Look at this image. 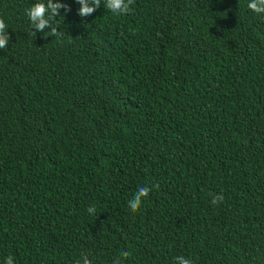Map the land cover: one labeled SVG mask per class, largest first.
I'll return each mask as SVG.
<instances>
[{
	"label": "trees",
	"instance_id": "trees-1",
	"mask_svg": "<svg viewBox=\"0 0 264 264\" xmlns=\"http://www.w3.org/2000/svg\"><path fill=\"white\" fill-rule=\"evenodd\" d=\"M249 2L116 15L101 0L82 16L51 0L40 30L27 10L49 0H0V264H264V13Z\"/></svg>",
	"mask_w": 264,
	"mask_h": 264
},
{
	"label": "clouds",
	"instance_id": "clouds-1",
	"mask_svg": "<svg viewBox=\"0 0 264 264\" xmlns=\"http://www.w3.org/2000/svg\"><path fill=\"white\" fill-rule=\"evenodd\" d=\"M83 7L81 9L80 14L82 16H87L92 14L96 8L100 6L101 0H91L92 5H89V0H79ZM135 0H105L106 8L111 11L113 14L121 15V14H129L132 9L131 6L134 5ZM63 5H52L51 0H49L48 7L46 8L45 4L38 3L27 10V15L31 21L32 26L43 30L49 23L46 18V12L48 8H51L52 12L55 13L56 9L62 7ZM248 8L253 10L256 13H264V0H250L248 3ZM7 25L5 24L3 19H0V49H4L8 46L9 36L6 32ZM52 35H57L56 30L53 29ZM149 187H141L138 192L135 194L133 200L129 201V207L132 211H137L141 206L142 198H145L149 195L150 192ZM224 197L222 195L216 196L212 203L216 204L219 201H223ZM94 208H90L89 212H94ZM130 254L125 252L122 253L123 257H127ZM179 264H192L191 260L185 259L183 257H178ZM5 264H13V258L9 256L5 261ZM84 264H90V261L85 259Z\"/></svg>",
	"mask_w": 264,
	"mask_h": 264
}]
</instances>
